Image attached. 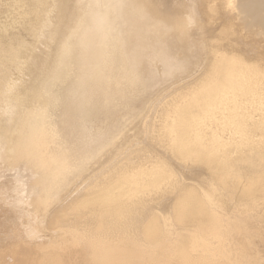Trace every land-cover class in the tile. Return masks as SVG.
<instances>
[{
    "label": "rangeland",
    "instance_id": "1",
    "mask_svg": "<svg viewBox=\"0 0 264 264\" xmlns=\"http://www.w3.org/2000/svg\"><path fill=\"white\" fill-rule=\"evenodd\" d=\"M75 1L0 0V25H13L7 29L0 27V90L7 94L0 96V264H184L180 256L184 246L195 257L208 259L210 264H264V187L262 194L249 197L240 190L222 187L203 165L178 158L170 145L157 137L165 101L172 102L177 87L180 84L184 87L197 77L204 62L203 47L206 43L210 45L221 23H227L225 30H235L239 43L260 44L263 48L264 26L254 21L250 31H241L233 10L237 0H216L221 8L228 5L230 16L219 20L221 26L208 21L214 23V26L209 23L213 29L201 31L202 36L193 24L190 33L194 37L183 38L179 33L181 20L185 8L189 11L188 4L192 5L194 0H126L124 7L129 15H124V25L120 22L119 31L141 27V36H135L137 49L132 50L136 57L143 61L148 56L151 63L157 56H165L169 49L167 53L171 56L167 58L173 59L172 63L168 71L165 59L156 60L151 66L146 63L139 88L134 86L132 94L125 92L124 99L116 95L114 101L104 100L106 108L98 106L100 128L91 133L99 138L92 143L93 138L87 136L78 143L80 139L73 136L75 131L67 125L66 117L59 115L60 111L57 116L53 114L60 134L54 128L50 130L46 100V87L57 83L52 67L57 43L61 36L67 35L62 26L71 21L65 10ZM35 7L40 11L34 14ZM229 21L235 27L231 22L229 28ZM154 22L161 31L153 27ZM254 31L258 34L254 35ZM191 41L195 43L193 54L198 57L195 66L185 48ZM261 62L264 63V58ZM137 68L134 72L141 71ZM79 77L73 78V85ZM86 89L87 86L83 92ZM102 91L96 88L93 98ZM109 92L112 91L106 90L105 94ZM68 113L64 110L65 115ZM80 128L85 130V123ZM60 137L65 142L78 143L73 156L68 155ZM88 145L101 148L95 153ZM149 154L152 159L160 155L166 167H173L176 174L172 177L179 176L176 179L180 180L179 192L173 189L175 193L167 191L162 195L151 188L141 189L134 194L143 197L149 193L151 197L137 204L127 203V193L122 199L111 197L123 191L119 187L108 189L118 177L120 180L121 170L130 172L131 165L143 162V157ZM60 171L62 175L58 174ZM39 176L47 180L41 189L37 185ZM54 177L59 178L57 182ZM99 189H104L100 215L98 220H89L92 200L86 197ZM178 195L188 206H195L196 202L200 206L205 201L206 219L174 217ZM83 199L87 201L82 204ZM151 215L157 216L152 229ZM56 231L61 233L56 235ZM61 234H68L65 240L59 239ZM32 235L37 236L36 240Z\"/></svg>",
    "mask_w": 264,
    "mask_h": 264
},
{
    "label": "bare ground",
    "instance_id": "2",
    "mask_svg": "<svg viewBox=\"0 0 264 264\" xmlns=\"http://www.w3.org/2000/svg\"><path fill=\"white\" fill-rule=\"evenodd\" d=\"M196 2L199 6H196ZM206 2L194 0L192 5L188 4L191 6L189 11L186 9L187 7L185 8L186 4L185 6L183 4L185 17L181 20L182 24L179 28V33L183 38L194 37L190 33L193 24H196L197 32L202 36L201 31L207 32L213 29L209 23L216 22L220 25L219 20L225 15H229L228 5H223L221 8L216 0H206ZM125 4L126 0L119 2L117 0H76L70 9L66 8L65 10L69 12L68 18L71 21H67L62 26V31L67 35L61 36L57 43L56 62L52 67L54 82L57 81V83L46 87V100L49 103L50 130L54 128V132L60 134L54 124L56 120L53 119V114L60 111L59 115L62 113L68 121L67 125L69 124L75 131L73 136L76 139H81L78 143L86 140H83V134L88 131L94 132L100 128L101 118L98 119L94 115L98 106L103 105L106 100L114 101L116 91H119V95L125 98L124 88H133L137 78L141 79L142 69L146 68L148 60L141 61L140 57L137 58L136 53L132 51L137 49L138 41L135 40V36L137 38L141 36V27H137L134 31H123V33L119 31L120 22H123L124 25V15H129L128 8L124 7ZM233 10L236 11L234 17L240 21L238 26L241 31H250L254 26V21L258 25L264 26V0H237ZM39 11L40 9L37 7L33 9L34 14ZM182 14L184 15L183 12ZM165 18L170 19L169 17ZM208 21L211 22L208 23ZM231 22H228L229 28L231 24L235 27V23ZM223 24L224 22L221 23L223 27L220 25L218 31L215 30V36L211 39L210 45H207L206 42H204L205 45L201 44L205 46L203 47L204 62L194 81L190 83L188 81V85H182L184 87H181L180 84L177 87V93H173L177 99L172 97L174 101H165L164 111L159 117L161 132L157 133V137H160L159 140L166 141V145H170L171 152L178 158L187 161L188 159L189 161L193 160L203 165L209 171L210 177L218 180L222 187L235 191L240 190L242 194L249 197L262 194L264 187V112H258V109L264 110V63L261 62L264 58V48L260 44L254 45L253 43L246 46L247 42L239 43L235 30L232 28L227 31L224 28L227 23ZM57 25L58 23L54 27ZM9 26L13 25L5 23L0 25L3 29H7ZM153 27L161 31L158 23L154 22ZM253 33L254 35L258 34L257 31ZM152 36L156 38L155 35ZM194 45V41H191L185 48H187L188 59L191 58L195 66L198 57L193 54ZM146 58L148 59V56ZM132 60L139 64L136 65ZM120 63L121 65L116 67ZM140 64L143 66L141 71L134 72L138 69L137 66H141ZM78 75L80 76L76 80L78 82L73 85L72 80ZM86 86L87 89L83 92ZM65 88L68 90L65 91ZM96 88H102L103 91L93 98ZM106 90L112 92L105 94ZM72 93L76 96L79 94L80 97H75ZM0 96L6 97L7 94L0 90ZM104 100L105 102L102 103ZM124 106L126 107V104ZM104 108L106 107L104 106ZM64 110L69 111L68 115L64 114ZM81 123H85V130L80 128ZM68 128L67 130L70 131ZM65 141L62 140L61 144L67 148L68 155L73 156V150L78 143ZM151 157L150 154L146 155L141 160L143 162L131 165L130 172L121 170L120 180L118 177L116 184L108 189L119 187L124 192L119 191L118 194L110 196L122 199V196L127 193V203L137 204L145 202L150 196L149 193L146 196L142 195L143 197L134 194L141 189L149 190L151 188L150 190L154 189V192L162 195L167 191L179 192L181 189L180 180L176 179L179 176L172 177L175 173L172 170L173 167H166L164 160L162 158L160 160V155H156L155 159ZM61 171L58 173L59 175H62ZM58 179V177H54L55 182ZM165 179L168 180L164 181ZM46 181L45 176L38 177L39 189ZM163 182L168 183V188L164 187ZM102 190L93 192L94 195L86 197L92 200L89 220H98L99 218L98 211H101L102 194L104 193ZM105 199L106 202H110L107 198ZM175 200L174 217L177 219H183V217L191 221L206 219L205 201L200 202V206L198 202L195 206H188V202L181 201L179 195L175 197ZM86 201L83 199L81 203ZM13 213L17 214L18 212L14 211ZM155 215H151L153 218L151 217L152 219L150 218L149 221L151 229L157 218ZM150 228L149 230L152 232ZM28 230L32 234L35 233L29 227ZM200 230L204 233L202 229ZM58 233L61 232H55L56 235ZM66 235L68 234H61L59 239L65 240ZM36 237L32 235L33 240H36ZM89 242L93 247L94 242L91 240ZM202 247H206V244H203ZM180 256L184 264L211 263L208 259L192 255L187 246L181 248Z\"/></svg>",
    "mask_w": 264,
    "mask_h": 264
},
{
    "label": "water",
    "instance_id": "3",
    "mask_svg": "<svg viewBox=\"0 0 264 264\" xmlns=\"http://www.w3.org/2000/svg\"><path fill=\"white\" fill-rule=\"evenodd\" d=\"M168 50H169V49L166 50V52H165V56H161V57L157 56V58L154 59L151 63H150V59H149V62H148V61L146 62L147 65H148V66H151V65H153V62H155L156 60H161V61H163V59H165V61H163V62H168V63H169L168 66L166 65V66H167V67H166V71H168V67H169V66L171 65V63H172L171 60H173V59H170V60H169V59L167 58L168 55L171 56V54H168V53H167ZM122 51L124 52L123 49H122ZM144 60L146 61V60H148V59L146 58V59H144ZM116 64H117V63H116ZM155 64H156V63H155ZM120 65H121V63L118 64V65H116V67H117V66H120ZM140 65H141V64H140ZM164 66H165V64H164ZM141 67H143V66L141 65ZM141 67H139V68H141ZM145 67H146V66H145ZM144 72H145V70H144V68H143L142 71H141V74L144 73ZM141 74H140V77H141ZM139 79H140V78H137L138 81H140ZM134 80H135V79H134ZM137 80H136V84H135L134 86H137V84H138V81H137ZM116 88H119V87L116 86ZM130 88H131V87H125V88H124V89H125V92H127V93H128V92H129V93L132 92V89H133V88H131V89H130ZM115 93H116V95H119V94H120L119 91H116ZM124 95H125V94H124ZM119 96H120V95H119ZM120 97H121V96H120ZM103 102H104V101H103ZM103 102H102V103H103ZM97 112H98V111H95L94 115L96 116V118L99 119L100 117H99V114H98ZM99 122H100V121H99ZM86 129H87V128H86ZM88 134H89V137H90L91 139L94 137L92 143L96 141L97 137H99V136H93V134H92L90 131H88L87 133L83 134V136H84V137H87ZM83 139H84V138H83ZM80 140H81V139H80ZM88 146H89L90 149H92V151H94L95 153H98L99 150H100V148H101V147H100V148H92L90 145H88Z\"/></svg>",
    "mask_w": 264,
    "mask_h": 264
}]
</instances>
